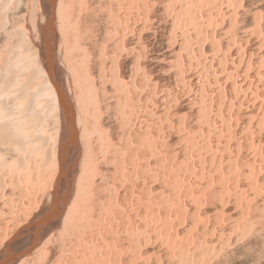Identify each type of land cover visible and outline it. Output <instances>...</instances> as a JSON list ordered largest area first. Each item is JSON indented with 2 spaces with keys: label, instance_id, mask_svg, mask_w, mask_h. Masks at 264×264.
I'll list each match as a JSON object with an SVG mask.
<instances>
[{
  "label": "rangeland",
  "instance_id": "obj_1",
  "mask_svg": "<svg viewBox=\"0 0 264 264\" xmlns=\"http://www.w3.org/2000/svg\"><path fill=\"white\" fill-rule=\"evenodd\" d=\"M124 7L126 131L137 113L144 174L139 193L128 187L124 236L115 239L117 219L111 218L107 251L101 236L94 261L74 264H264V0H124ZM104 16L95 14L89 28H96L97 51L108 41L112 55L117 40L113 21ZM148 36L155 38V56L143 62L152 67L139 71L140 45ZM115 98L106 100L114 104L111 122ZM228 159L237 160L239 174ZM16 259L11 262L19 264ZM62 263L69 264H54Z\"/></svg>",
  "mask_w": 264,
  "mask_h": 264
},
{
  "label": "bare ground",
  "instance_id": "obj_2",
  "mask_svg": "<svg viewBox=\"0 0 264 264\" xmlns=\"http://www.w3.org/2000/svg\"><path fill=\"white\" fill-rule=\"evenodd\" d=\"M95 1L0 0V264L16 258L21 259L19 264L92 260L93 245L104 242L101 236L105 251L109 247L111 218L117 219L115 239L124 236L128 187L137 193L144 174L140 173L142 135L137 113L136 118L129 116L133 129L126 131L124 0ZM95 14L113 21L117 44L112 55L108 41L97 51L96 28H89ZM109 98L117 100L115 122ZM245 131L246 140L251 135L253 143V135ZM230 160L232 169L237 160ZM135 200L138 203L139 196Z\"/></svg>",
  "mask_w": 264,
  "mask_h": 264
},
{
  "label": "snow or ice",
  "instance_id": "obj_3",
  "mask_svg": "<svg viewBox=\"0 0 264 264\" xmlns=\"http://www.w3.org/2000/svg\"><path fill=\"white\" fill-rule=\"evenodd\" d=\"M154 39H155L154 37L148 36V37L145 38L146 44L142 43L140 45V48H141V56H140L139 62L137 64V69L139 71H144L145 69H147L149 67H152L150 65L144 64L143 62L146 59H148L149 56H155V53L153 52V49H152V45H153ZM229 255H231V252H229Z\"/></svg>",
  "mask_w": 264,
  "mask_h": 264
}]
</instances>
